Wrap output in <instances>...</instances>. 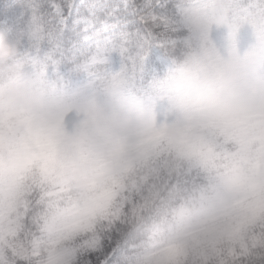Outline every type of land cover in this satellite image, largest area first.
Masks as SVG:
<instances>
[{"label": "snow or ice", "instance_id": "obj_1", "mask_svg": "<svg viewBox=\"0 0 264 264\" xmlns=\"http://www.w3.org/2000/svg\"><path fill=\"white\" fill-rule=\"evenodd\" d=\"M173 0H16L0 28L57 85L82 41L174 49ZM238 8L264 12V0ZM0 264H264V102L143 135L89 185L54 162L0 157Z\"/></svg>", "mask_w": 264, "mask_h": 264}, {"label": "clouds", "instance_id": "obj_2", "mask_svg": "<svg viewBox=\"0 0 264 264\" xmlns=\"http://www.w3.org/2000/svg\"><path fill=\"white\" fill-rule=\"evenodd\" d=\"M241 0H177L183 26L199 42L173 60L169 84L182 117L174 122L137 126L131 108L106 117L91 100L76 105L81 118L69 132L60 114L69 109L46 78L23 60L20 42L0 31V157L21 171L28 161L54 162L82 185L98 181L114 161L126 159L144 134L179 140L202 117L228 119L239 110L264 102V12L238 8ZM255 31L256 42L243 55L236 47L241 24ZM212 25L228 29L230 54L221 57L209 41ZM119 102L118 91L111 89Z\"/></svg>", "mask_w": 264, "mask_h": 264}, {"label": "trees", "instance_id": "obj_3", "mask_svg": "<svg viewBox=\"0 0 264 264\" xmlns=\"http://www.w3.org/2000/svg\"><path fill=\"white\" fill-rule=\"evenodd\" d=\"M8 4L9 0H0V16L4 15L5 6ZM212 30L223 38H228L229 31L226 27L212 25ZM0 31H3V28H0ZM188 35V32L179 31L178 45L174 49L162 47V52L173 61L188 50L189 42L198 46V41L185 40ZM255 42L256 36L252 26L241 24L236 37L239 53L245 54ZM153 45L160 44L151 43L147 47L121 50L105 47L102 41H82L77 45L75 61L68 60L60 64L58 82L53 87H68L71 92L77 93V87L83 84L86 89H91L92 95L99 96L102 103L107 101V96L114 98L111 89L115 88L119 100L130 103L132 106L129 107L134 110L136 116L155 117L173 113L176 121L182 117V112L176 99L168 91L169 79L151 52ZM101 80L105 83H101ZM136 103L139 104V109L135 108Z\"/></svg>", "mask_w": 264, "mask_h": 264}, {"label": "rangeland", "instance_id": "obj_4", "mask_svg": "<svg viewBox=\"0 0 264 264\" xmlns=\"http://www.w3.org/2000/svg\"><path fill=\"white\" fill-rule=\"evenodd\" d=\"M8 5L5 6L4 15L6 16L9 13V10L16 4V0H9ZM177 0H173V7L171 9L170 15L171 18L179 25V31H185L188 32L189 35L185 39L186 41H197L193 36L191 31L183 26V22L180 18L178 8L176 6ZM217 27L216 25H214ZM3 31H11V30H5ZM209 41L211 44H213L218 52V54L227 59L230 54V46L228 42V38H223L219 33H217L215 30H210L209 33ZM161 45H153L151 47V52H153V56L157 58L158 63L162 66L163 72L166 75V77L169 79L170 71L173 67V61L170 60L166 53H163L161 50ZM241 54V53H240ZM242 55V54H241ZM264 71V69H261ZM101 83H105L104 80H101ZM55 88V87H54ZM77 93L71 92V89L68 87H63L61 89H57L58 93L62 95L65 100L67 101L69 105V109L62 112L60 114V119L63 121L65 120V126L69 132H71L74 128L75 123L81 118L79 111L76 108V105L84 100H91L95 103L97 108L106 116V117H113L123 106L122 104H126L127 108H130L132 106L130 103H127L126 101L117 102L115 98H109L108 96L107 101L103 102L101 101V98L99 96L92 95L93 92L91 89H86L82 85H79ZM169 93L175 98L174 93L169 86L168 88ZM135 108L139 109V104L134 105ZM137 117V126L136 128L130 130L128 132L129 136H134L138 132L139 128L143 126L145 122H155L156 124H163L165 122L171 123L175 121V117L173 113H165L161 114L159 116H136Z\"/></svg>", "mask_w": 264, "mask_h": 264}]
</instances>
